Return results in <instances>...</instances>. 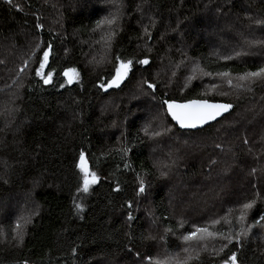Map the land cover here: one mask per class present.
I'll return each instance as SVG.
<instances>
[{"label": "trees", "instance_id": "16d2710c", "mask_svg": "<svg viewBox=\"0 0 264 264\" xmlns=\"http://www.w3.org/2000/svg\"><path fill=\"white\" fill-rule=\"evenodd\" d=\"M80 3L73 11L58 0H0V56L8 46L6 52L24 60L12 59L9 70L22 81L20 101L13 102L14 112L0 115V264H99L154 257L148 233L153 221L147 212L133 213L139 197L165 233L166 245L193 223L227 234L229 228L235 233L258 219L264 213V80L252 83L250 90L234 85L236 76L264 66V44L250 43L264 41V23H257L264 22V0ZM104 6L119 17L106 29L114 32L110 41L101 38L106 25L96 23L107 17L100 10ZM55 11L62 17L59 24L49 18ZM93 44L107 47V62H86L97 51ZM46 49L45 73L54 70L47 85L35 75ZM116 57L131 59L133 67L122 85L106 90L101 85L115 75ZM141 59L149 64L137 63ZM166 65L172 69L160 77ZM71 68L79 77L68 84L63 72ZM221 72L230 75L218 76ZM144 81L154 83L155 90ZM139 85L152 98L151 105L129 100ZM0 86L5 87L3 81ZM194 99L232 104L234 110L202 130L183 132L163 102ZM147 113L155 123L148 124L146 134ZM80 152L99 176L84 194L77 191ZM176 164L188 189L180 204L198 199L186 208L187 221L178 215L181 208L171 205L178 203L170 181L173 170L162 179ZM251 199L255 206L237 222L241 205ZM20 207L31 222H23V241L17 243L12 231L16 219L8 215ZM213 220L220 223L213 225ZM213 240L226 243L219 236ZM233 252L237 264H264V230L254 228L239 243L233 239L220 253L200 254L188 264H221Z\"/></svg>", "mask_w": 264, "mask_h": 264}, {"label": "snow or ice", "instance_id": "6c2138e0", "mask_svg": "<svg viewBox=\"0 0 264 264\" xmlns=\"http://www.w3.org/2000/svg\"><path fill=\"white\" fill-rule=\"evenodd\" d=\"M114 3L115 0H112ZM119 11V10H118ZM118 15L116 13H109L108 17H105L104 19L98 20L97 27H100L101 25H107L109 29L111 26L116 23L118 20ZM257 23H264L261 21H257ZM37 28L42 27V25L37 24ZM114 35V32L108 31L107 33V40L110 41ZM250 43H257V44H264V41H254ZM37 48L40 47L39 44L36 45ZM48 48H51V45L48 46ZM49 50H44L42 54V58L39 61V67L35 70V75L40 77L43 80V83L45 85L52 83V78L54 75V70H49L45 73L44 69L46 65H48L49 61ZM241 55V53L237 52L236 56ZM225 60L232 59L231 56H225ZM137 63L142 65H148L149 60L148 59H141L138 60ZM27 66V63H25V67ZM133 67V61L131 59H122L120 57H116V63L114 64V71L115 75L111 77V79L104 85H101V87L105 88L106 90L108 88H111L113 86H119L121 81H123L129 74V71ZM20 71H23V68L20 69ZM201 72L203 75H212L210 72H203V69H201ZM69 73H73V75H69ZM63 75L67 78L66 82L68 84H71L74 79H78L79 73L76 71L75 68L68 69L63 72ZM221 77H228L230 74L228 72H221L217 74ZM235 80L237 83L234 85L236 88H248L250 90V85L257 80H264V66L258 67L255 71H247L243 74H240L235 77ZM144 83L147 84V87L149 89L155 90L156 85L154 83H148L147 81H144ZM227 83L230 86H233V80L228 79ZM60 87H64V84H61ZM213 87H216V85H213ZM164 105H166L167 113L172 118L173 121L176 122V124L179 125L180 128L184 129H196L197 127H202L205 124H208L211 121H214L219 117L222 113L227 112L229 109H231L233 106L232 104L228 103H212L205 99H199V100H189L187 103H176L175 101H169L165 100ZM145 133H148L147 127L144 129ZM165 131H169V129H165ZM156 136L161 135L160 132L153 133ZM219 147V146H218ZM127 167V165H125ZM76 168L79 169L80 173V179L81 183L77 188V191H82L84 193H88L90 186L96 184L99 181V176L94 171H90L86 159H85V153L80 152L79 154V162L76 164ZM164 173H162L163 175ZM139 191L143 193L145 191L143 183H141ZM256 204V199H251L248 202H245L241 205L240 209V215L236 218L237 222L244 221L247 217L248 211L251 210ZM75 207L77 209H82V205L76 204ZM131 207V205H129ZM21 219L24 220V223H30V218H24L21 217ZM129 220L132 219L131 215L128 217ZM213 225L219 224V220H213L211 222ZM182 226V225H181ZM254 228H259L261 230H264V213H261L259 215V218L254 220L252 223H247L240 227L235 233L232 232L231 228H229L228 233L225 234L224 232H215V231H209L208 226L204 225H197L193 223L191 225L190 231H185L182 235L177 237L182 244L184 245L181 248V251L185 254L182 258L179 256V254H176V264H188V261L198 258V255L194 257L192 253L196 251L198 248L200 250H203L206 245H204V241L208 238H215L217 236L220 237L221 240L226 241V243H223L219 249V251H223L224 248L228 246V244H231L233 242V239L236 240L237 243L240 242L241 237L247 238L249 233L252 232ZM14 236L13 239L17 241V243L23 241V230L22 226L18 222L16 227L12 229ZM166 233H171L172 235H175V232L171 228L165 229ZM163 240L164 237H161ZM76 249L73 248V252H75ZM149 264H165V262L160 261L159 259H155L151 256L148 257ZM221 264H237V255L235 252H233L231 255L227 256L226 259L222 260Z\"/></svg>", "mask_w": 264, "mask_h": 264}, {"label": "rangeland", "instance_id": "374dc122", "mask_svg": "<svg viewBox=\"0 0 264 264\" xmlns=\"http://www.w3.org/2000/svg\"><path fill=\"white\" fill-rule=\"evenodd\" d=\"M58 1L59 2L62 1L66 7L67 6L73 7L74 8L73 11L79 7L78 6L79 4H81L80 0H58ZM108 2H110V0H106L107 4H109ZM109 8H110L109 6H104V7L100 8V10H102L104 13H106L107 17L109 16V13H116L113 9H109ZM49 18L52 19L54 24H59L61 22V19H62V17L60 15H58V13L56 11L54 12V14H51L49 16ZM106 29H109V27L107 25L104 28L105 31H103V33L101 35L102 36L101 38L107 39V33H108L109 30H106ZM93 46H95L97 48V51L96 52L91 51L92 60H89V58L87 57V59H86L87 61L86 62L92 64V66L94 64H99L100 65L102 63L107 62L108 58L106 57L107 55H106V53L104 51V48L107 49V47L106 46L104 47V45H100V44H95V45L93 44ZM7 48H8V46L4 47L3 54H2V56H0V68H1L0 69V81H3L4 85H5V87L4 86H2V87L0 86V115H5V116H8V114L14 112V111H11V106H12L13 102L14 101H16V102L20 101V97H19L20 91L19 90H20V87H21V84H22V81H19V79L17 81L15 79L16 73H13V74L10 73V71H9L10 67H11L10 61L12 59H16L17 63H20V61L23 59V58H20L22 56L17 55L16 53H12L11 50H10V52L9 51L6 52ZM99 49H101L102 52L99 53ZM22 64H24V60H22ZM171 69H172L171 65H166L165 67L163 66V67L160 68V70L158 72V75L160 77H165L171 71ZM44 71H45V69H44ZM69 75L71 76V75H73V73H69ZM127 77L123 81H121L120 85H122L124 83V81L127 79ZM173 77H176V75L173 76ZM66 80H67V78H66ZM77 80L78 79H74L71 84H73ZM113 87H117V86H113ZM134 98L136 99L135 100L136 106H141V105L145 106V104L151 105V103H152V98L150 96L146 95V93L141 90L140 85L138 86L136 92L130 94V96H129V100H132ZM137 104H139V105H137ZM152 122L155 123L154 118H152L149 115V113H147L145 115V117H144V128H146L148 126V124L152 123ZM155 148H157V147H155ZM160 151L162 152L163 150H160ZM157 153L160 154L159 150H157ZM158 154H156V158L158 157ZM86 162H87V160H86ZM158 163L159 162L157 161L156 165H157V167H159V170H160L161 166ZM87 165H88V162H87ZM88 167H89V165H88ZM164 167L166 168V164H164ZM172 170H173V172L175 174V178L172 179V180L170 179V181L175 186L176 192H178L177 198H176L178 203L172 202V203H176V204H171V203L170 204L181 208L179 213H178V215H179V217L181 219L187 221L186 217L188 215V212H187L186 208L195 206V204L198 202V199H196V198L194 200L187 199L186 203L184 205L180 204V203H182L183 199L188 194V189L182 183V176L178 175V173L181 171L180 167L177 164L174 165L171 170H167L166 171V173L162 176V179H165L167 176H170ZM160 172H161V170H160ZM166 179H169V178H166ZM96 184H94V185H96ZM94 185L90 186V189ZM145 192H146V190L143 193H141V192L140 193L145 195ZM81 193L84 194V192H81ZM199 200L203 201V202H206V201L201 200V199H199ZM138 204H139V208L134 209L133 213L136 214V213H141V212H147L148 216H149V219L151 221H153V225L154 226L151 227L150 229H148L149 242L150 241L152 242L153 248H154V250H156L155 256L153 258L159 259L160 261L165 262V264H176V254H179V256L181 258L185 255L181 251V248L184 245L182 244V242L178 238L176 240L172 239V241H171L172 243L171 244L166 245L165 243H163V240L161 239V237H164V239H165L166 235H165V233L163 231H161L159 229V225H157V223H155L156 221H154V218L152 216V213L149 210V207L147 205H145V203H142L140 197H139V203ZM191 204H193V205H191ZM32 205H35V203H33ZM29 206L30 205L28 204L27 207L29 208ZM8 208H11V207L8 206ZM22 209H23V207H20L17 210L16 209L10 210L12 212H11V214L8 215V217L15 216L16 223L19 222L20 225L22 223L21 226H22V230H23V233H24L25 232V227L23 226L24 220L21 219V217H24V218H26V217L24 216V212L22 214ZM10 211H8V212H10ZM148 228H149V226H148ZM259 235L262 236L263 234H259ZM213 239L214 238L210 237V238L206 239L203 242L204 245L209 244L210 247L206 246V247L203 248V250H200L198 248L196 251H194L192 253V255L196 256V255H200V254L220 253L219 249H220L222 244L214 243ZM176 243H177V245H175ZM99 264H149V259H142V258H139V257H134L131 260V262L130 261L101 262Z\"/></svg>", "mask_w": 264, "mask_h": 264}, {"label": "water", "instance_id": "95a60500", "mask_svg": "<svg viewBox=\"0 0 264 264\" xmlns=\"http://www.w3.org/2000/svg\"><path fill=\"white\" fill-rule=\"evenodd\" d=\"M209 102H211V101H209ZM176 103H179V102H176ZM184 103H187V102H184ZM212 103H224V102H212ZM232 106H233V105H232ZM233 110H234V106H233L231 109H229L227 112L222 113L219 117H217L216 120L211 121V122H209L208 124H205V125L202 126V127H197L196 129H187V128L182 129V128L179 127L178 124H176L175 121L172 120V118H171L170 116H169V117H170L171 120L174 122V124H175V125L181 130V131H183V132H186V131H199V130H202V129L208 127V126H211V125L217 123V122L220 121L222 118H224V117L230 115V114L233 112Z\"/></svg>", "mask_w": 264, "mask_h": 264}]
</instances>
